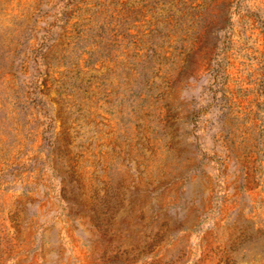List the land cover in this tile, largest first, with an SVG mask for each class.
I'll list each match as a JSON object with an SVG mask.
<instances>
[{
  "label": "rangeland",
  "instance_id": "rangeland-1",
  "mask_svg": "<svg viewBox=\"0 0 264 264\" xmlns=\"http://www.w3.org/2000/svg\"><path fill=\"white\" fill-rule=\"evenodd\" d=\"M0 264H264V0H0Z\"/></svg>",
  "mask_w": 264,
  "mask_h": 264
}]
</instances>
